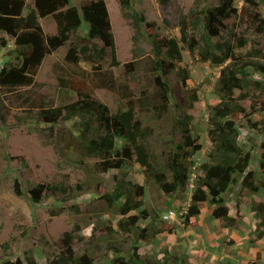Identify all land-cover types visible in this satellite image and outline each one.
<instances>
[{"label":"trees","instance_id":"16d2710c","mask_svg":"<svg viewBox=\"0 0 264 264\" xmlns=\"http://www.w3.org/2000/svg\"><path fill=\"white\" fill-rule=\"evenodd\" d=\"M200 12L201 33L191 34L186 17L181 21L180 37L166 35L154 21H148L144 12L133 6L132 0H119L123 15L129 20L134 34L133 57L123 64V81L112 71L103 70V61L111 55L113 66H120L117 56L115 35L112 30L106 0H82L74 5L71 0H34L27 8L26 0H0V50L8 45L6 33L12 38L16 62L7 61L0 68V92L18 91L19 87L30 86L43 60L48 54L69 44L65 60L78 66L88 62L94 70L95 87L109 89L117 98L118 109L113 112L108 104L98 99L86 88L85 80L59 77L60 87L74 90L77 98L60 105L45 99L37 103L39 117L53 127L73 122L77 128L58 130L57 143L79 155L80 163L85 158H97L96 170H125L128 165L139 164L148 180L158 186L164 194L184 190L190 179L192 157L202 149L200 133L194 132L193 115L189 109L200 100L196 88L189 89L190 69L181 66L185 49L200 62L223 65L211 89L208 108L207 131L211 141L207 159L198 167L191 201L183 223L196 226L192 218L201 214L206 202L212 207L214 218L222 220L225 227H235L225 194L234 186L251 193L264 190V154L258 163V173L251 168L254 158L252 138L246 137L242 128L251 135L264 134V121L253 119V113L235 98L238 90L252 86L264 90L261 81L251 78V69L264 73V49L243 56L238 53L247 41L238 38L237 44L222 37L224 21L236 16L238 8L234 0H215ZM252 9H245L250 18L259 22L257 30L264 33V16L258 10L264 0H247ZM166 7L169 0H161ZM25 8L28 9L25 12ZM51 16L56 24L55 33H47L40 20ZM85 28V32L82 29ZM81 31V32H80ZM76 36L75 39H72ZM144 43L149 48H144ZM83 74V73H82ZM173 76L176 78L173 84ZM180 90L182 96H178ZM246 94V93H245ZM242 96H246V95ZM241 96V98H243ZM214 102H211V99ZM172 114V125L168 140L162 142L160 152L152 145L156 129L146 124V119L162 120ZM242 122L240 123V121ZM118 176L113 192L105 193V199L121 214L117 228L108 227L107 236H101L100 246L119 253L114 264H178V257L169 255L152 260L138 252L139 243L132 246L126 255L117 246L115 234L137 235L139 242L157 237L166 231H174L159 213L150 216L146 210L130 213L138 208L134 195L145 194V186L132 184ZM81 188V186H79ZM67 190L60 185L38 184L30 190L31 199L43 203L46 197L56 196ZM19 192V189H17ZM136 193H134V192ZM124 199L123 204L117 202ZM251 208L259 219L256 239H264V201L251 202ZM142 217H150L149 227H140ZM160 217V219H158ZM125 236V235H124ZM131 236L124 237L127 241ZM94 237V236H93ZM73 233L66 232L62 238V250L48 264H94L93 252L87 248L77 253L73 247ZM114 238V240H113ZM171 259V260H170ZM34 264V263H32ZM193 264V263H190Z\"/></svg>","mask_w":264,"mask_h":264},{"label":"rangeland","instance_id":"374dc122","mask_svg":"<svg viewBox=\"0 0 264 264\" xmlns=\"http://www.w3.org/2000/svg\"><path fill=\"white\" fill-rule=\"evenodd\" d=\"M82 0H71L79 6ZM161 0H132L133 6L144 12L148 21H154L166 35L180 37L181 21L186 17L191 34L201 33L200 17L206 6L215 0H169L164 7ZM238 14L224 21L222 37L233 41L238 38L247 41V45L238 49L245 57L253 54L256 49H264V33L257 30L259 22L248 16L245 9H252L247 0H234ZM27 8L34 5V0H26ZM112 30L115 35L116 50L120 66H113L111 55L103 61V70L112 71L123 81V64L133 57L134 30L129 20L123 15L119 0H106ZM25 8V12L28 9ZM264 16V3L258 7ZM43 28L47 33H54V20L51 16L42 18ZM85 28L81 33H84ZM8 45L0 50V68L7 61L16 62V53L12 38ZM73 36L72 39H75ZM69 44L48 54L43 60L35 76V82L30 86L19 87L18 91L5 94L0 92V264H48L62 250V238L66 232L73 233V247L77 253L89 248L95 257L94 264H114L113 260L119 253L107 249L105 243L98 242L101 236H107L108 227L117 228V222L122 217L110 208L107 201L101 198L107 192H113L117 176L125 173L124 179L132 184L145 186V194L134 195V202L139 207L130 213H140L146 210L153 216L159 213L174 231L159 234L155 238L139 242L137 235L115 234L117 246L122 253H132V246L139 243L138 252L152 260L163 258L168 253L178 257V264H264V239H256L259 219L251 208V202L264 201V190L251 193L240 189L238 185L229 190L225 197L232 215L236 217V225L227 228L222 220L214 218L212 207L206 202L201 214L192 218L197 220L196 226L183 223L191 201L194 181L199 165L208 157L211 141L207 131L208 108L210 92L214 86L223 65H213L210 62H200L192 56L188 49L183 51L184 61L181 66L190 69L191 79L189 89L198 90L200 100L189 109L193 115L194 132L200 133L202 149L192 157V169L187 187L171 194H164L158 186L147 179L139 164L128 165L125 170L110 169L98 171L95 164L97 158H85L80 163L79 155L68 149L67 145L57 143L58 130L77 128L73 122L52 125L43 122L39 117L37 103L45 99L54 105L70 102L77 98L74 90L60 87L59 77L81 79L84 74H90L85 80L86 88L109 105L115 112L119 103L116 96L104 87L96 88L94 70L88 62L81 61L78 66L66 62L65 56ZM148 49L149 44L144 43ZM261 60H264L261 58ZM251 71L254 81H261L264 87V73ZM83 73V74H82ZM173 84L176 82L175 76ZM246 93V94H245ZM178 96H182L180 90ZM246 96H242V95ZM241 96L243 98H241ZM235 98L239 100L253 119L264 121V90L252 86L250 89L238 90ZM214 102V99H211ZM172 112L162 120L146 119L145 123L152 125L156 131L152 137V145L157 152L161 144L170 135L173 122ZM242 120L240 121V123ZM246 137L252 138L254 158L251 168L258 173V163L264 154V134L251 135L242 128ZM161 145V146H160ZM60 185L67 190L56 196L46 197L45 202L36 203L31 199L30 190L38 184ZM81 186V188H79ZM19 189V192L17 191ZM134 192V191H133ZM136 193V192H134ZM123 204L124 199L117 202ZM169 211H175L174 219L164 216ZM160 219V217L158 218ZM151 218L142 217L140 227H149ZM94 236V237H93ZM124 241V237H128ZM114 240V238H113ZM171 260V259H170ZM116 264V263H115Z\"/></svg>","mask_w":264,"mask_h":264},{"label":"built area","instance_id":"2783aa9c","mask_svg":"<svg viewBox=\"0 0 264 264\" xmlns=\"http://www.w3.org/2000/svg\"><path fill=\"white\" fill-rule=\"evenodd\" d=\"M177 214L175 211H169V213H167L164 217L166 219H174L176 218Z\"/></svg>","mask_w":264,"mask_h":264},{"label":"crops","instance_id":"0c3cea01","mask_svg":"<svg viewBox=\"0 0 264 264\" xmlns=\"http://www.w3.org/2000/svg\"><path fill=\"white\" fill-rule=\"evenodd\" d=\"M42 20H43V19L41 18L40 22H41V24H42V26H43ZM53 26H54L53 28H54V33H55V32H56V24L53 23Z\"/></svg>","mask_w":264,"mask_h":264}]
</instances>
